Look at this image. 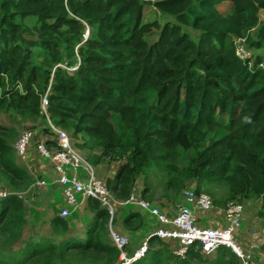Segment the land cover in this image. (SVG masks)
<instances>
[{
  "label": "trees",
  "instance_id": "16d2710c",
  "mask_svg": "<svg viewBox=\"0 0 264 264\" xmlns=\"http://www.w3.org/2000/svg\"><path fill=\"white\" fill-rule=\"evenodd\" d=\"M146 6L170 21L144 22ZM245 36L252 65L236 54V40ZM261 64L264 0H0V115L46 118L49 91L54 125L87 135L104 158L128 160L109 188L119 200L153 163L174 169L185 161L192 179L226 182L231 200L254 195L264 202ZM15 135L0 133V182L17 191L32 177L18 164ZM46 138L54 145L50 130ZM87 201L92 217L84 237L56 215L51 228L60 242L31 238L10 255L6 247L28 225L27 207L14 194L0 199V264H119L108 210ZM132 222L142 224V213L123 220L126 231ZM172 248L153 237L134 264H191L202 255L192 249L179 258ZM214 254L213 264L237 258L226 247Z\"/></svg>",
  "mask_w": 264,
  "mask_h": 264
},
{
  "label": "rangeland",
  "instance_id": "374dc122",
  "mask_svg": "<svg viewBox=\"0 0 264 264\" xmlns=\"http://www.w3.org/2000/svg\"><path fill=\"white\" fill-rule=\"evenodd\" d=\"M158 21L164 24L170 21V18H165L152 6H146L144 11V22ZM30 25H33L34 20H29ZM195 40L199 39V34L194 32L192 29H187ZM255 36L256 31H252ZM247 37V36H245ZM155 35L150 36V41L155 40ZM239 58V57H238ZM240 59V58H239ZM241 60V59H240ZM58 127V126H57ZM60 128V127H59ZM66 131L75 146V148L91 163L95 168L97 176L103 180L106 185L110 188L111 182L124 170L127 171L128 160L116 161L113 158H104L102 156L103 150L99 147H93V142L85 134H79L73 136V131L61 127ZM33 131L36 134V141L31 143L27 152V162L22 160L17 154L18 164L25 168L32 177V184L27 189H18L17 191L10 189L3 182H0V188L11 194H21L24 198L25 205L27 207V220L28 225L23 231L22 239L17 242L14 246L7 248L5 252L10 255H18L23 247L24 242L34 238L37 240L53 239L56 242H60L62 237L54 234L51 228V220L56 215L61 216V211L67 205V200L63 194L62 188L58 185L53 184L54 180L58 177L57 173L50 166V162L47 159H41L36 153V144L46 138L47 131L50 130V121L48 118H40L39 120H31L18 113H3L0 115V133L3 135L9 133H15L12 142V146L17 143L20 136L26 131ZM210 141V140H208ZM16 153V152H15ZM186 162L177 164L176 168L165 169L153 163V165L143 171L142 174L136 177V184L130 194V196L123 199H116L119 202L127 201L131 195H135L138 199H143L151 203L154 207L159 208L162 212L172 214L177 211L185 203V191L187 189L197 190L198 192H205L209 194L215 203L217 208L225 210L227 205L231 202H239L237 200H231L229 198V186L226 182H213L205 179H192L187 171L185 170ZM125 171V172H126ZM46 179L48 187L38 188L33 187V184L38 180ZM88 201H84L78 205L76 211L66 218L71 225L75 228L76 233H80V229L86 224L87 219L84 212H90L87 208ZM244 205L250 206L253 209L249 211L247 220L243 221L242 229L244 232V238L247 241L250 240L251 235L258 234L259 240L264 241V202L262 198L250 195L242 202ZM164 206H161V205ZM160 205V206H159ZM59 207V208H58ZM143 208L138 205H117L116 216L112 227L127 235L130 238V245L127 247V253L131 254L132 245L138 248L142 242L154 231L153 219L151 218L149 223L143 221L139 226L133 225L134 229L128 233L125 231L123 220L130 216L134 212H146ZM166 209V211H164ZM91 213V212H90ZM212 218V217H210ZM65 219V218H64ZM91 219V218H90ZM122 221L123 228L120 229L117 225ZM210 220V219H209ZM209 220L204 218L205 222ZM248 222V223H247ZM85 223V224H84ZM121 224V223H120ZM224 224V217L223 223ZM82 225V226H81ZM248 225V227H247ZM71 226V227H72ZM118 226V227H117ZM199 226H202L199 224ZM213 226L209 223L206 227ZM222 226V225H221ZM247 228V229H246ZM110 229V223H109ZM111 237V234H110ZM262 253L256 251V254H260V257H256L253 264H264V243L262 245ZM245 248V247H244ZM246 249V248H245ZM217 260V255H201V258L191 260V264H213ZM229 264H241L237 258L227 259Z\"/></svg>",
  "mask_w": 264,
  "mask_h": 264
},
{
  "label": "built area",
  "instance_id": "2783aa9c",
  "mask_svg": "<svg viewBox=\"0 0 264 264\" xmlns=\"http://www.w3.org/2000/svg\"><path fill=\"white\" fill-rule=\"evenodd\" d=\"M236 54L242 61L252 65L255 56L248 47L247 37L237 38ZM261 67L264 65L261 64ZM48 94L49 91L42 100V111L50 121L51 140L54 145L49 146L46 139L43 138L36 144L35 150L41 159L49 160L50 166L57 173L58 177L53 184L62 188L67 200V205L61 211V217L66 219L71 216L76 211L77 206L89 198L99 201L110 214L111 238L121 252L119 264H134L145 258L149 251V240L153 237L175 243L172 253L179 258L186 257L192 249L209 256L216 253L219 248L226 247L233 251L241 264L254 263V251L245 249L240 243L245 213L243 203L236 201L229 203L224 210V224L211 228L199 226V217L196 214L197 211L209 212L215 209L213 198L205 192L187 189L185 191V203L172 214L162 212L151 203L136 198L134 194L125 202L117 201L106 183L97 176L95 168L75 148L70 135L50 120ZM34 141H36V134L28 130L20 136L14 145L16 154L25 162L28 159L29 146ZM47 185L46 179H42L35 182L33 187L46 188ZM10 195L12 194L0 188V199ZM14 195L24 201L21 194ZM117 205L140 206L154 218L158 226L131 254L126 251L130 245V238L112 227Z\"/></svg>",
  "mask_w": 264,
  "mask_h": 264
},
{
  "label": "crops",
  "instance_id": "0c3cea01",
  "mask_svg": "<svg viewBox=\"0 0 264 264\" xmlns=\"http://www.w3.org/2000/svg\"><path fill=\"white\" fill-rule=\"evenodd\" d=\"M252 31H255V29H252L250 30L249 34L253 37H255L253 34H252ZM123 206V205H122ZM127 206V205H126ZM160 206V205H159ZM161 206H164L163 204ZM245 206V213H244V217H243V221H248L247 220V217H248V214H249V211L252 210L251 212V215L254 213L253 212V209L250 208V206H247L246 207V204L244 205ZM59 208V207H58ZM143 210V209H142ZM166 211V209L164 210ZM142 215H143V218H144V221H146V223H149L151 220V218L153 219L154 221V218L148 213V212H144V211H141ZM84 214L86 215L87 219L85 221V225L80 229V233L79 235H81L82 237H84V234H83V230L85 229L86 225L88 224V222L91 220L90 218L92 217V214L90 212H84ZM197 216L199 217V224H201L203 227H206L209 223H211V225L213 226H210L211 228H215V227H219L222 225L223 223V217H224V211L223 209L221 208H217L215 206V209L212 210V211H209V212H201V211H197L196 212ZM206 217L207 220H209L208 222H205L204 221V218ZM212 217V218H210ZM121 219H119V223H117L119 229L122 227L123 228V225H122V221H120ZM242 221V223H243ZM155 222V221H154ZM121 223V224H120ZM248 223V222H247ZM72 226V225H71ZM75 226V224L73 225ZM72 226V232H74V234L76 233L75 231V228ZM82 226V225H81ZM153 227L154 229H156L157 226V223H153ZM248 227V225H247ZM153 229V230H154ZM247 229V228H246ZM126 231V230H125ZM128 232V231H127ZM244 230L241 229V234H240V243L242 244L243 247H245L247 250H252L254 251V254H255V260H256V257H260V254H256V251L259 252V253H262V245L264 243V241L262 240H259V237H258V234L257 233H254L255 235H251L250 236V240L248 241V243H246L247 241H245L246 239L244 238ZM130 233V232H128ZM170 245L171 246H174L176 245L175 243H172L170 242ZM137 248H135L134 245H132V250H131V253H133Z\"/></svg>",
  "mask_w": 264,
  "mask_h": 264
}]
</instances>
